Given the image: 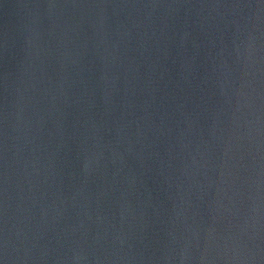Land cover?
Returning a JSON list of instances; mask_svg holds the SVG:
<instances>
[{"label": "water", "instance_id": "1", "mask_svg": "<svg viewBox=\"0 0 264 264\" xmlns=\"http://www.w3.org/2000/svg\"><path fill=\"white\" fill-rule=\"evenodd\" d=\"M3 264H264V0H0Z\"/></svg>", "mask_w": 264, "mask_h": 264}, {"label": "snow or ice", "instance_id": "2", "mask_svg": "<svg viewBox=\"0 0 264 264\" xmlns=\"http://www.w3.org/2000/svg\"><path fill=\"white\" fill-rule=\"evenodd\" d=\"M0 264H3V261L2 260H0Z\"/></svg>", "mask_w": 264, "mask_h": 264}]
</instances>
